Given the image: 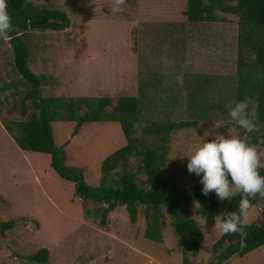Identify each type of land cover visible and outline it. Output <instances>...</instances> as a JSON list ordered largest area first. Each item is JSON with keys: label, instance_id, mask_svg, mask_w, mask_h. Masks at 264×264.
<instances>
[{"label": "rangeland", "instance_id": "1", "mask_svg": "<svg viewBox=\"0 0 264 264\" xmlns=\"http://www.w3.org/2000/svg\"><path fill=\"white\" fill-rule=\"evenodd\" d=\"M187 1L125 0L113 13L116 0H36L38 7L66 13L71 27L61 33L31 31L25 37L29 66L42 81L44 97L111 98L115 104L124 96L139 98L134 136L149 146L157 142L144 133L150 124L192 123L170 138L163 177L178 188L201 185L200 177L188 172L186 157L203 139L239 137L264 152V124L247 133L228 114L227 105L237 102L238 18L221 15L216 23L190 24L184 15ZM12 82L20 91L25 88L11 45L0 39V223L16 222L12 231L0 233V264H35L29 258L42 248L50 251V264L215 263L214 245L224 234L215 229L216 221L196 216L195 207L193 217L205 235L197 255L178 247L166 210L161 212V242L146 237L145 208L133 225L126 207L119 206L102 226L98 206L78 199L74 184L52 170L51 156L22 151L8 132L7 107L18 98L16 89L7 88ZM75 127L55 122L57 145L67 151L68 164L83 168L87 183L99 187L103 162L127 139L116 122L86 124L73 137ZM131 166L138 173L137 159ZM138 178L147 180L142 173ZM230 202H221L217 218H223ZM261 219L262 206H251L243 223ZM227 264H264V247Z\"/></svg>", "mask_w": 264, "mask_h": 264}, {"label": "trees", "instance_id": "2", "mask_svg": "<svg viewBox=\"0 0 264 264\" xmlns=\"http://www.w3.org/2000/svg\"><path fill=\"white\" fill-rule=\"evenodd\" d=\"M34 1L8 0V11L14 27L6 40L12 47L16 71L25 86L22 91L16 82L7 86L10 91L11 88L16 89L18 96L7 107L8 132L22 151L51 156L52 170L62 180L74 184L78 199L98 206L96 215L102 226L108 225L110 215L119 206L126 207L133 225L138 222L140 208H145L149 221L146 237L161 242V212L166 210L173 219L178 247L185 253L197 255L205 235L193 217L194 202L199 201L201 205L200 209H196V216L214 223L222 201L215 193L207 197L202 195V184L178 188L163 177L172 133L190 128L193 124L152 123L144 128V133L154 136L157 142L149 146L134 136L140 115L139 98L124 96L115 104L111 98L44 97L42 81L29 66L31 53L25 37L31 31L65 32L71 27V21L66 13L38 7ZM184 15L190 24L216 23L221 15L238 18V80L235 94L237 102L247 99L249 105H257L256 123L264 124V0H188ZM210 80L209 77L205 82ZM55 122L75 123L73 137H77L86 124H120L127 145L103 162L99 187L87 183L83 168L68 164L67 151L56 142ZM134 158L139 161L138 173L131 166ZM140 173L146 176L145 182H140ZM260 174L264 176L263 168H260ZM239 202L240 196L237 195L223 216L227 212H238ZM256 205L262 206L261 221L244 225L243 234H224L214 245V264H227L235 256H245L264 247V199L259 196L252 199L251 206ZM86 213L92 216L89 210ZM15 227V221L0 223V233L6 235ZM29 261L50 264V251L42 248Z\"/></svg>", "mask_w": 264, "mask_h": 264}, {"label": "clouds", "instance_id": "3", "mask_svg": "<svg viewBox=\"0 0 264 264\" xmlns=\"http://www.w3.org/2000/svg\"><path fill=\"white\" fill-rule=\"evenodd\" d=\"M125 0H116L111 9L113 13L121 11ZM8 0H0V39H7L13 31ZM230 118L247 133L258 131L255 109L249 108L247 99L227 105ZM209 134L206 132L205 137ZM255 146L249 145L239 137L217 136L206 141L189 156L187 169L190 174L200 177L202 195L215 193L220 201L232 200L237 195L240 202L237 211L227 212L222 219L215 218V229L222 234L244 233L243 218L248 215L251 200L259 196L264 199V176L260 174L261 156ZM185 158V157H181ZM195 209H200L199 201L194 202Z\"/></svg>", "mask_w": 264, "mask_h": 264}, {"label": "crops", "instance_id": "4", "mask_svg": "<svg viewBox=\"0 0 264 264\" xmlns=\"http://www.w3.org/2000/svg\"><path fill=\"white\" fill-rule=\"evenodd\" d=\"M36 1V0H35ZM35 3V2H34Z\"/></svg>", "mask_w": 264, "mask_h": 264}]
</instances>
